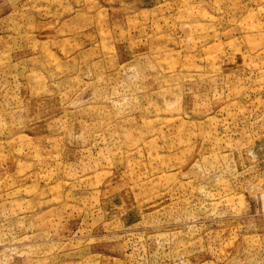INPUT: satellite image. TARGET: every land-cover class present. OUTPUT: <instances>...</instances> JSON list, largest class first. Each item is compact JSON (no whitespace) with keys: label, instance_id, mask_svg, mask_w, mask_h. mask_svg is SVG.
I'll return each instance as SVG.
<instances>
[{"label":"rangeland","instance_id":"obj_1","mask_svg":"<svg viewBox=\"0 0 264 264\" xmlns=\"http://www.w3.org/2000/svg\"><path fill=\"white\" fill-rule=\"evenodd\" d=\"M0 264H264V0H0Z\"/></svg>","mask_w":264,"mask_h":264}]
</instances>
